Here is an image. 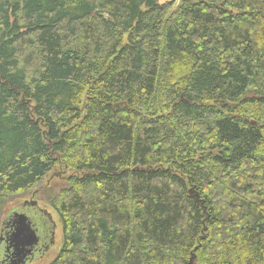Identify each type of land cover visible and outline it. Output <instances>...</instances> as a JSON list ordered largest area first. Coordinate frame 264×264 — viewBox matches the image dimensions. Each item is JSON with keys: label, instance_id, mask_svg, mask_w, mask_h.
Here are the masks:
<instances>
[{"label": "trees", "instance_id": "trees-1", "mask_svg": "<svg viewBox=\"0 0 264 264\" xmlns=\"http://www.w3.org/2000/svg\"><path fill=\"white\" fill-rule=\"evenodd\" d=\"M160 1L0 0V239L58 170L48 264H264V0Z\"/></svg>", "mask_w": 264, "mask_h": 264}, {"label": "water", "instance_id": "water-1", "mask_svg": "<svg viewBox=\"0 0 264 264\" xmlns=\"http://www.w3.org/2000/svg\"><path fill=\"white\" fill-rule=\"evenodd\" d=\"M169 1L161 0L160 4H165ZM249 98L260 97L252 95ZM193 188H190L191 197L202 205L204 213L207 212L205 202L200 199V196ZM37 204V202L32 201L29 202L28 207L38 209ZM38 211L36 210L35 212ZM33 216V214H28L27 211H14L6 217L0 239V255L5 251L7 255L9 254V258L13 260L27 258L31 255L34 257L33 260H36L44 257L54 247L56 227L54 226L53 229L48 225V222L44 223V220H42L43 214L40 215L39 221L31 219ZM192 260H195V256H193ZM14 264L16 263L14 262Z\"/></svg>", "mask_w": 264, "mask_h": 264}, {"label": "rangeland", "instance_id": "rangeland-1", "mask_svg": "<svg viewBox=\"0 0 264 264\" xmlns=\"http://www.w3.org/2000/svg\"><path fill=\"white\" fill-rule=\"evenodd\" d=\"M65 180L66 179L64 178V175L61 174L58 170L51 172L32 191L26 192V194L24 193V195L15 196L14 198H12L11 201L14 204L11 205V210L7 213L5 217H7L10 213L14 211L15 212L27 211L28 214H33L36 210H38L35 207L34 208L28 207L27 204L22 203V201L26 199L28 202L36 201L39 206L41 203L43 204V206L44 204L47 206L46 200L49 199L51 193L61 192L63 189H65L68 186V183ZM17 201L21 203L19 204L17 203ZM61 244H62V230L59 227V229L56 231V242L53 244L54 247L49 250V252L43 257L42 260L37 258L38 261H42L39 264H48L49 261L51 262L54 259V257L58 255L61 248Z\"/></svg>", "mask_w": 264, "mask_h": 264}, {"label": "flooded vegetation", "instance_id": "flooded-vegetation-1", "mask_svg": "<svg viewBox=\"0 0 264 264\" xmlns=\"http://www.w3.org/2000/svg\"><path fill=\"white\" fill-rule=\"evenodd\" d=\"M9 257V254L7 255L5 251L2 252V254L0 255V264H14V262L16 264H30L34 261V257L32 255L28 256L27 258H20L19 260H13Z\"/></svg>", "mask_w": 264, "mask_h": 264}]
</instances>
